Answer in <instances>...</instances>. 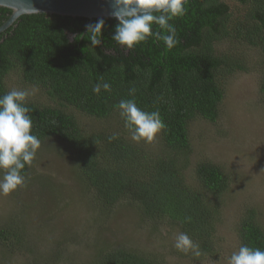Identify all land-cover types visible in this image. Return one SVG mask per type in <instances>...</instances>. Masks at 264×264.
Returning <instances> with one entry per match:
<instances>
[{"label":"trees","instance_id":"obj_1","mask_svg":"<svg viewBox=\"0 0 264 264\" xmlns=\"http://www.w3.org/2000/svg\"><path fill=\"white\" fill-rule=\"evenodd\" d=\"M185 8V15L169 21L178 41L172 49L149 37L127 50L112 39L116 19L104 20L101 44L93 47L87 26L98 20L21 16L0 34V96L8 92L5 79L12 72L24 85L40 90L45 104L25 102L32 134L42 145H59L55 148L70 162L81 188L78 195L86 197L88 208L105 215L122 206L137 211L140 222L151 229L166 225L177 234L187 233L201 255L176 251L200 260L213 253L230 179L219 165L200 161L192 182L188 180L183 163L190 149L188 128L195 120L217 121L222 82L237 72L259 70L258 92L264 104V0H188ZM10 13L0 8V26ZM153 30L167 34L155 25ZM97 83L110 84V91L101 87L94 93ZM130 99L144 111L158 110L166 125L154 154L146 144L131 140L119 114L116 106ZM74 113L94 120L113 117L115 127L87 132ZM114 133L118 138L109 142ZM30 170L26 165L22 174L27 178ZM259 215L254 208L242 213L235 229L238 247L264 251ZM11 220L0 224L4 255L26 251L22 245L32 237L25 222ZM66 233L59 234L58 249L69 244ZM90 255L87 264H167L163 258L105 242Z\"/></svg>","mask_w":264,"mask_h":264},{"label":"rangeland","instance_id":"obj_2","mask_svg":"<svg viewBox=\"0 0 264 264\" xmlns=\"http://www.w3.org/2000/svg\"><path fill=\"white\" fill-rule=\"evenodd\" d=\"M258 73L255 69L226 78L217 121L195 120L189 124L190 149L183 162L187 164V176H191L188 180L192 182L193 169L200 161L219 165L230 179L211 255L200 260L183 257L174 247L178 235L175 229L156 224L151 229L140 222L133 209L115 206L101 215L97 208H88L86 197L83 200L78 195L81 188L70 162L59 156V145L50 141V146L41 144L37 151L25 185L0 195V224H11V219L25 222L27 235H32L22 245L26 251L15 255L0 251V264H87L93 248L102 242L163 258L167 264H228V257L239 249L235 229L242 213L254 208L264 227V104L258 92ZM5 86L7 91L35 89L26 101L46 103L40 90L24 85L15 72L6 76ZM74 114L87 132L115 127L113 117L94 120ZM158 140L157 135L152 142L134 143L146 144L154 154L159 149ZM65 233L70 242L61 250L56 241Z\"/></svg>","mask_w":264,"mask_h":264},{"label":"clouds","instance_id":"obj_3","mask_svg":"<svg viewBox=\"0 0 264 264\" xmlns=\"http://www.w3.org/2000/svg\"><path fill=\"white\" fill-rule=\"evenodd\" d=\"M111 3V14L118 21L112 39L127 50H133L149 37L163 41L167 49L178 43L176 29L169 21L186 14L188 0H111ZM104 23L100 19L87 26V35L93 47L101 44ZM154 25L167 34L154 31ZM101 87L106 91L111 88L108 83H97L93 92L99 94ZM35 91L12 89L0 96V169L4 170L0 177V195H8L25 185L23 170L26 165L32 164L41 146L39 138L32 134V119L28 115L30 108L25 103ZM130 95H135V89L130 90ZM116 107L134 142H152L166 127L158 110L144 111L134 99L121 100ZM117 138L114 133L108 140L111 142ZM174 247L185 254L201 255L199 245L184 232L175 237ZM228 264H264V251L241 245L228 257Z\"/></svg>","mask_w":264,"mask_h":264},{"label":"water","instance_id":"obj_4","mask_svg":"<svg viewBox=\"0 0 264 264\" xmlns=\"http://www.w3.org/2000/svg\"><path fill=\"white\" fill-rule=\"evenodd\" d=\"M0 8L11 12L0 31L21 16L38 14L86 20L115 19L111 14V0H0Z\"/></svg>","mask_w":264,"mask_h":264},{"label":"flooded vegetation","instance_id":"obj_5","mask_svg":"<svg viewBox=\"0 0 264 264\" xmlns=\"http://www.w3.org/2000/svg\"><path fill=\"white\" fill-rule=\"evenodd\" d=\"M6 21H7V20H6ZM6 21H5V22H6ZM5 22H4L0 27H2V26L5 24ZM12 25H13V24H12ZM12 25H11V26H12ZM11 26H9V27H11ZM7 28H8V27H7ZM7 28H5V29H7ZM5 29H3L2 31H0V34H2L1 32H3ZM4 32H5V31H4ZM4 32H3V33H4ZM3 37H5V35H3ZM67 37H68V39H69L70 41H73V37H74L73 35H71V34H67ZM1 40H2V39H1Z\"/></svg>","mask_w":264,"mask_h":264}]
</instances>
